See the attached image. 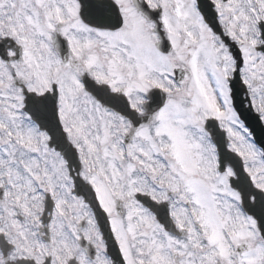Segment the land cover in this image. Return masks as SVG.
I'll list each match as a JSON object with an SVG mask.
<instances>
[{
  "label": "snow or ice",
  "instance_id": "1",
  "mask_svg": "<svg viewBox=\"0 0 264 264\" xmlns=\"http://www.w3.org/2000/svg\"><path fill=\"white\" fill-rule=\"evenodd\" d=\"M0 264H264V0H0Z\"/></svg>",
  "mask_w": 264,
  "mask_h": 264
}]
</instances>
